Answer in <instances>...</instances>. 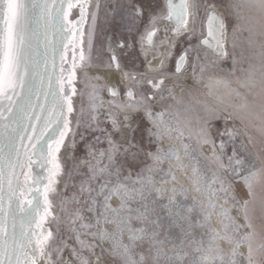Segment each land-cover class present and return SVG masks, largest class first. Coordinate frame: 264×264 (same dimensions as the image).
<instances>
[{
  "label": "snow or ice",
  "instance_id": "1",
  "mask_svg": "<svg viewBox=\"0 0 264 264\" xmlns=\"http://www.w3.org/2000/svg\"><path fill=\"white\" fill-rule=\"evenodd\" d=\"M0 264H264V0H0Z\"/></svg>",
  "mask_w": 264,
  "mask_h": 264
},
{
  "label": "rangeland",
  "instance_id": "2",
  "mask_svg": "<svg viewBox=\"0 0 264 264\" xmlns=\"http://www.w3.org/2000/svg\"><path fill=\"white\" fill-rule=\"evenodd\" d=\"M222 3H224L225 5H227L228 0H221ZM58 199V198H57ZM257 215H259V209H257Z\"/></svg>",
  "mask_w": 264,
  "mask_h": 264
},
{
  "label": "water",
  "instance_id": "3",
  "mask_svg": "<svg viewBox=\"0 0 264 264\" xmlns=\"http://www.w3.org/2000/svg\"><path fill=\"white\" fill-rule=\"evenodd\" d=\"M51 39V36L49 37ZM41 170L39 168L36 169V172L39 173Z\"/></svg>",
  "mask_w": 264,
  "mask_h": 264
}]
</instances>
